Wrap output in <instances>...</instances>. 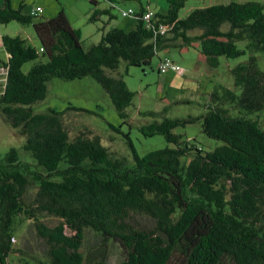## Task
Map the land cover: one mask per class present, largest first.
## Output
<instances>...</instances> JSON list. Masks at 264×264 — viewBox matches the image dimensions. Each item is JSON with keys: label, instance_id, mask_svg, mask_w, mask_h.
<instances>
[{"label": "trees", "instance_id": "obj_1", "mask_svg": "<svg viewBox=\"0 0 264 264\" xmlns=\"http://www.w3.org/2000/svg\"><path fill=\"white\" fill-rule=\"evenodd\" d=\"M107 1L113 8L117 4ZM187 1L166 0L164 14L155 13L149 4H141L139 12L123 10L124 18L137 20L136 28L103 31L101 41L85 50L81 31L70 25L64 12L35 23L36 16L24 15L22 9H13L11 0H4L0 24L33 25L40 45L9 35L1 39L6 60L0 58V68L6 81L0 111L13 128H21L26 137L23 149L35 162L22 160L16 148L0 159L1 264H8L14 251L20 217L33 222L46 244L49 264H85L81 250L87 230L122 246L126 257L120 264H171L176 257L181 264H264V129L257 120L233 116L231 110H264V70L257 57L264 53V3L213 5L182 19L180 11ZM128 11L131 15H124ZM147 12H153L149 21L144 20ZM103 13L110 14L108 9ZM100 15L95 10L90 21ZM160 26L169 28L167 34L158 33ZM242 42L244 48L239 47ZM172 47H199L210 69L219 67L220 57L249 56L231 70L240 95L219 86L205 115L165 118L140 128L145 137L163 135L173 148L141 157L126 135L134 160L129 166L126 158L112 157L93 134L71 137L64 117L70 110H86L34 111L33 106L47 98L52 78L90 76L107 91L119 116L127 119L126 108L135 93L123 77L107 71L118 70L122 61L128 67L149 66ZM41 58L46 62L24 73L26 63ZM201 120L204 134L222 142L213 151L204 152L173 132ZM42 213L59 223L49 227L40 220ZM136 215L151 218L155 228L134 225ZM96 255L88 264H111L105 251Z\"/></svg>", "mask_w": 264, "mask_h": 264}, {"label": "rangeland", "instance_id": "obj_2", "mask_svg": "<svg viewBox=\"0 0 264 264\" xmlns=\"http://www.w3.org/2000/svg\"><path fill=\"white\" fill-rule=\"evenodd\" d=\"M249 1L264 3V0H188L180 11V18H186L195 9ZM97 2L98 4L94 5L90 0H11V5L13 9H22V13L29 16L35 8H43V13L33 18L35 23L52 19L60 12H64L70 25L81 31L85 50L101 41L103 31L121 28L128 32L136 28L137 20L133 17L124 18L123 10L133 9L139 12L141 4L144 6L149 4L155 13L164 14L168 10L166 0H117L114 8L106 0H97ZM3 4L4 0H0V8ZM105 9H108L110 14L103 13ZM95 10H100L101 15L97 21L91 22L90 18ZM4 35L21 37L27 44L35 47L40 45L33 25H25L18 21L0 24V58L3 60H6V51L1 40ZM244 46V42L239 43L240 48ZM166 55L172 57L181 66L180 74L173 70L166 74L159 72L160 59ZM248 57V55L237 59L220 57L219 67L210 69L199 47H172L155 56L149 66L128 67L122 61L118 70L107 71V74L123 77L128 88L135 93L132 104L126 108L127 119L119 116L107 91L90 76L72 81L52 78L48 82L47 98L36 103L33 108L36 113H47L51 109L63 112L70 107L86 110L83 112L70 110L64 117V123L71 137L74 138L81 132L93 134L109 149L112 157L126 158L129 166H132L133 153L127 144L126 135L130 136L141 157L152 151L175 147L169 144L163 135L145 137L140 128L154 121L161 122L165 118L188 119L205 115L211 105L212 93L219 86H225L240 95V90L235 87L231 70L247 61ZM257 57L261 69L264 70V53H258ZM39 61L46 62L43 58L28 62L23 66L24 73H28ZM5 81V71L0 68V94ZM229 108L231 109L230 106ZM231 110L233 116H246L257 120L264 129V110L255 114H246L237 108ZM150 113L156 115H149ZM173 132L183 135V140L202 148L204 152L213 151L222 145L221 141L211 139L204 134L202 120L186 127H178ZM25 142L26 137L22 134L21 128H13L0 111V159L11 148H16L22 160L35 163L31 154L23 149ZM39 218L49 227L56 226L60 221L46 213L40 214ZM132 222L145 229L155 228L154 221L146 216L136 215ZM13 243L14 251L9 256L8 264H49L46 244L37 235L32 221L23 217L18 219ZM102 250L106 252L111 264H120L126 257L125 250L119 243L104 240L96 232L87 230L81 250L86 259L85 264ZM181 262L176 257L171 264H181Z\"/></svg>", "mask_w": 264, "mask_h": 264}, {"label": "built area", "instance_id": "obj_3", "mask_svg": "<svg viewBox=\"0 0 264 264\" xmlns=\"http://www.w3.org/2000/svg\"><path fill=\"white\" fill-rule=\"evenodd\" d=\"M41 13H43V8L37 7L33 10L32 16H38ZM131 13H132L131 11H128L124 13V15L126 14L131 15ZM152 17H153V12H147L144 16V20L149 21ZM168 31L169 28L167 26H160L158 29V33H160L161 35L167 34ZM170 70L176 71L179 74L182 72V68L177 62H175L171 57L165 56L161 59L159 63V72L161 74H166Z\"/></svg>", "mask_w": 264, "mask_h": 264}, {"label": "crops", "instance_id": "obj_4", "mask_svg": "<svg viewBox=\"0 0 264 264\" xmlns=\"http://www.w3.org/2000/svg\"><path fill=\"white\" fill-rule=\"evenodd\" d=\"M107 1V0H106ZM150 6V5H149ZM165 50H167V49H165ZM172 58V57H171ZM173 59V58H172ZM174 60V59H173ZM175 61V60H174ZM175 62H177V61H175Z\"/></svg>", "mask_w": 264, "mask_h": 264}]
</instances>
